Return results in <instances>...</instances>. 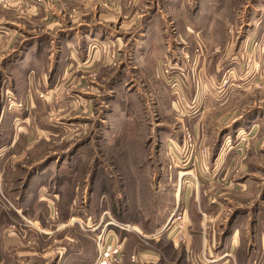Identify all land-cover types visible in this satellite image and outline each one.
<instances>
[{
    "label": "rangeland",
    "instance_id": "374dc122",
    "mask_svg": "<svg viewBox=\"0 0 264 264\" xmlns=\"http://www.w3.org/2000/svg\"><path fill=\"white\" fill-rule=\"evenodd\" d=\"M100 1L99 5L112 12L110 0ZM199 1L190 0V11L185 12L190 18L188 29L182 25L183 16L166 13L163 0H153L167 15L165 37L158 44L165 49L159 51L163 59L157 64L163 82L156 81L158 75L152 73V63L142 64L124 56L126 47L120 48L113 42L107 47L94 41L83 49L87 59L91 52L92 56L98 51L99 61L95 59L94 67L74 71L62 89L52 91L50 99L46 92L31 93V102L49 99L56 113L46 115L47 119L39 123L33 118L28 138L23 136L16 148L0 154V228L42 229L44 225L52 233L46 249L48 259L53 262L59 254L58 230L65 224L67 252L75 258L74 252L85 247V255L77 256L85 259L93 252L91 236L97 220L103 218L106 223L116 220L132 226L136 223L146 240L134 233L137 237L129 243L128 255L133 249L158 248L163 264H205L203 255L207 257L208 247L203 249L200 236H195V250L187 249L190 211L199 216L201 211L221 201L209 210L210 218L204 220L201 215L200 219L209 228L219 217L217 235H207L208 245L212 238L216 241V247L212 248L215 253L227 237L230 240L239 235L243 223L247 229L250 220L253 225L257 222L258 214L264 213V35L261 30L251 28L261 19L255 18L254 25L250 20L255 0ZM263 1L259 0L258 8L264 9ZM91 2L82 0L84 9L80 13L89 12L82 15V21H91L90 10L94 7L88 6ZM74 12V9L65 12L67 24L74 19L71 17ZM27 13L19 10L20 16L28 18ZM260 13L259 9L256 15ZM30 20L28 24L33 26L34 20ZM40 32L43 33L38 29L37 33ZM140 70H146L148 76L139 74ZM115 72L124 81L129 75L139 80L142 75L146 80L143 91L132 89L136 97L126 110L129 120L122 117L121 107H125L123 102L130 99L127 95L131 93L122 90L123 85L110 87ZM192 84L199 94L189 99V94L182 90H192ZM77 90L82 91L81 99L75 95ZM12 97L13 94L7 98L9 108H26L22 102L14 105ZM65 101L71 104L63 118L72 127L65 130L50 126L46 130L48 118L58 119L57 103ZM113 108L119 111L118 118L112 117ZM38 111L41 112L38 115L47 114V107ZM79 120L83 125L77 130ZM189 136L196 142L191 166L183 160L187 150L180 151ZM169 137H174V143ZM170 147L178 148L180 153ZM201 158L207 161L202 163L203 168L199 166ZM195 162L194 172L184 175L185 171L191 172ZM33 165L34 170L30 171ZM30 174L35 181L40 180V185L26 199L21 193ZM19 180H23L21 185L16 184ZM38 189L51 199V212L45 223L40 217L47 208L46 204L37 203ZM178 192L181 202L177 203ZM176 209L179 212L187 209L189 214L186 231L179 236L168 226ZM15 211L21 212L20 215L9 214ZM236 217L240 220L233 225ZM197 221L195 232L199 230ZM233 227L234 232L229 235ZM113 229L121 231L115 226ZM226 229L229 234L223 237ZM244 237L248 239L249 235ZM71 238L75 241L71 242ZM172 240L178 242L177 250ZM124 252L123 246L122 261Z\"/></svg>",
    "mask_w": 264,
    "mask_h": 264
},
{
    "label": "crops",
    "instance_id": "0c3cea01",
    "mask_svg": "<svg viewBox=\"0 0 264 264\" xmlns=\"http://www.w3.org/2000/svg\"><path fill=\"white\" fill-rule=\"evenodd\" d=\"M129 1L131 0H110L109 4L112 5V7H110L112 12H109L105 10L102 5L98 4L101 3L100 0L96 3L92 0L88 5L89 7H91L92 4L94 5L93 9L91 8L90 10L91 21H82V15L89 14V12H86V14H84V12L80 13L79 10L84 9L82 8V0H0V154L3 153L5 149L16 148L23 136L26 137L30 134L29 131L32 127H30V124L32 121L34 122L33 118L37 119L39 123L47 119L45 117L46 115L56 113L52 111L54 108H52V103L49 100L52 97V91L56 88L62 89L66 83L65 81L74 71L83 70L88 67L92 68L96 65L97 61L95 59L99 61L98 57L100 56L98 51L93 52L92 56L91 52L87 59L86 51L83 50L86 46H90H88L90 42L98 41L101 42L100 44L107 47L113 42L120 48L126 47L123 53L124 56L139 61L142 64L149 63L150 65V63H152L154 67V72L152 73L156 76L158 75L156 81H159V83L160 81L163 82L162 73L157 64L160 65V59L163 57H161V55L159 56V51H165L163 47L158 46L160 41L165 37L164 23L165 21L167 22V15L165 12L171 13V15L176 14V16H179L180 14V16H183L182 25L189 29L190 18L185 12L190 11V0H163L165 4L164 8L166 9L164 10L165 12L159 9L157 7L158 4L156 5L153 3V0ZM198 2L200 1L198 0ZM217 4L219 7L222 5L221 2ZM253 4L255 5L251 6V23L254 25L255 18L261 19V22L257 23L256 21L257 24H255L251 30L256 29V32L261 30V35H264V9L257 7V5H259V0H255ZM88 6L85 7V11ZM21 9L30 13H27L29 15L27 16L28 18L19 15V10ZM71 9L75 10V12L71 14V17H74V19L70 20L67 24L64 19L66 15L65 12ZM259 9L261 13L258 16L256 12H259ZM200 10H202V5L197 7V11L199 12ZM116 12L120 13V15H116ZM222 12L219 13L218 16L223 14ZM195 16H198V14ZM30 19L34 20L33 26L28 24L31 22ZM120 21L121 23H118ZM38 29H41L43 33H37ZM129 60L130 59H127L125 61L130 62ZM70 61L72 62L70 63ZM143 73L148 76L146 70L139 71V74ZM115 75L117 77H115ZM115 75L112 76L109 81L111 84L110 87L113 85L114 87L117 86V88H120V85H123L122 90L131 93L127 95L130 99L123 102L125 103L126 109H124L125 107H121L122 117L124 116L126 120H129L130 117L127 115L126 110H128V108L130 109L131 104L134 103L132 98L135 99V92L143 91L142 85L146 80L142 75H140L141 80L136 79L135 75H129L125 82L123 77L119 78V74L117 75L116 72ZM103 81L106 82V80ZM96 85L99 86L100 83L98 82ZM132 89H135L134 93H132ZM182 91L185 94H189V99L195 96V94L196 96L199 94L198 91H195L193 84L192 90L188 91L187 89V92H185V90ZM37 92H46L49 99L45 102L37 98L36 104H34V102L30 101V96L31 93L36 94ZM80 92L82 91H78V93L75 94L78 95L79 99L82 98ZM190 92L193 93L190 94ZM11 94H13L12 98L15 100L13 103L14 105L22 102L26 108H24V106L22 109L9 108L7 98H11ZM70 104L66 101L57 103L58 119L53 121L52 118H48V121L45 122L46 130L50 126L59 127L61 129L64 128L65 130H67L68 127H72L67 126L63 118L65 116L64 113H69L66 110ZM43 106L47 107V114H40L42 118L38 115L41 113L38 109ZM77 107L78 106H76V108ZM118 112L116 108H113L112 117L118 118V116H120L117 114ZM66 119L68 120L69 118ZM192 122H194V120ZM60 124H63V127H60ZM76 124H78L75 126L77 130L82 129L83 121L79 120ZM110 129L111 128H109V130ZM169 139L172 141L174 137H169ZM170 149H175L174 152L176 154L177 152L180 153V151L182 153L185 152L184 149L187 150V155L183 160L190 163L191 166L194 151L186 149L185 147H183V149L181 148L180 151L175 147H170ZM202 163H207L206 158H201L199 163V166L203 168ZM196 165L197 163L195 162L193 166L190 167L191 172H194ZM207 167L208 165L204 166L206 170H208ZM33 168L34 165L32 168L30 167L29 170L32 171L34 170ZM33 178L34 175L30 174L29 180L26 182V189L22 190V193L18 191L21 193L22 198H31L29 193L40 185V180L37 179V181H35ZM22 182L23 180H19L16 184L21 185ZM192 185L194 186L193 182ZM24 191L28 193L23 194ZM37 192V203L46 204L47 208L46 213L45 211L42 212L43 215L40 217V220H42V222H44L45 219L48 221V217L46 216L50 215L51 212L50 196L49 194L45 196L43 193L39 192V189ZM176 199L177 203L179 201L181 202V197L178 199L176 196ZM215 203H211L212 205L209 204L211 206L209 210L212 211V207H215L214 205H218L221 201ZM209 210L206 208V211L200 212L204 220L212 216ZM222 210L224 209L220 211ZM20 213L21 212L15 211L9 214L20 215ZM201 215L196 216V214H191L190 211V221L188 222V224H190V232L187 249L195 250L193 244L195 243V236L198 235L203 241V249L206 250L208 247L206 250L207 257L215 260L211 264H264V213H262L261 216L258 214V220L254 225L250 220V226L247 229L246 225L243 223V230L238 232L239 235L230 240L228 239L229 237H227L222 243L220 250L218 249L219 251L216 253L212 250V248L216 247V241L212 238V242L210 241L212 244L209 243L208 245L209 240L207 239V235H217V230L215 228L219 217L212 222L209 228H206L205 224L203 225V220L202 224L200 223V219H202ZM188 216L189 214L186 209V218ZM248 217H250V215ZM238 218L239 217H236L233 225L240 220ZM195 220H198L199 233L194 230L196 229ZM75 221L81 223L80 220ZM106 224L103 218L99 221L97 220L92 230L94 234L91 236V239L94 241L93 252L86 258L83 256L85 259L77 258V256L80 257L85 255L87 251V248L84 249L85 247L80 250H74L75 258H71V253L67 252L66 231L68 225L65 224V227H61L58 230L60 233L59 254L53 262H50L48 259L50 254L46 249L47 242H49V238L52 234L47 230V227L45 228L44 225L42 229L36 227H28L27 229L13 226L10 229L8 227H1L0 264H95L99 254L98 236L103 233L105 241H120L123 243L125 252L124 259L120 264L164 263L162 254L154 249H133L130 251L129 255L127 254L129 243L132 239L137 237L134 233L139 235L144 242L146 240V238H144L146 235L139 226L135 225L136 223L133 225L137 227L136 231L125 229L117 231L113 229L112 225L106 227ZM81 228L80 230H82ZM87 228H89V226H87ZM63 231H65L64 234ZM86 231L89 230L87 229ZM225 231L223 237L229 234L228 229ZM233 232L234 227L229 235H232ZM75 234H77V232ZM244 235H249V238L245 239ZM70 241L74 242L75 240L71 238ZM63 242L64 245H62ZM78 242V237H76L75 243ZM172 243L173 248L177 250L178 242L172 240ZM40 258L43 260H40Z\"/></svg>",
    "mask_w": 264,
    "mask_h": 264
},
{
    "label": "built area",
    "instance_id": "2783aa9c",
    "mask_svg": "<svg viewBox=\"0 0 264 264\" xmlns=\"http://www.w3.org/2000/svg\"><path fill=\"white\" fill-rule=\"evenodd\" d=\"M185 147L191 148L192 149L195 147L196 148V142L195 139L191 138L189 136L188 141L185 142ZM177 214V215H176ZM186 210L183 212H179L178 209L174 211L171 217V222H169L168 226L172 228L171 232H177L179 235H182L183 232L186 231ZM112 225L120 229H125V230H136L135 226L132 225H126L123 223H120L116 220H110L107 224L106 227ZM175 225V226H173ZM178 238V237H177ZM180 240L184 241L185 238L181 236ZM123 243L120 241L117 242H107L104 240V233L100 234L98 236V258L95 262V264H120L122 262V257H123ZM203 258L205 260V264H211L215 260L212 258H208L205 255H203Z\"/></svg>",
    "mask_w": 264,
    "mask_h": 264
},
{
    "label": "bare ground",
    "instance_id": "6f19581e",
    "mask_svg": "<svg viewBox=\"0 0 264 264\" xmlns=\"http://www.w3.org/2000/svg\"><path fill=\"white\" fill-rule=\"evenodd\" d=\"M185 174H192V172L185 171V172H184V175H185ZM177 197H178V198L181 197V192H178ZM135 231H136V230H135Z\"/></svg>",
    "mask_w": 264,
    "mask_h": 264
},
{
    "label": "trees",
    "instance_id": "16d2710c",
    "mask_svg": "<svg viewBox=\"0 0 264 264\" xmlns=\"http://www.w3.org/2000/svg\"><path fill=\"white\" fill-rule=\"evenodd\" d=\"M157 251H159L160 249L156 248ZM160 252V251H159ZM161 253V252H160Z\"/></svg>",
    "mask_w": 264,
    "mask_h": 264
}]
</instances>
